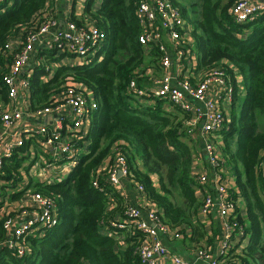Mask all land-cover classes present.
<instances>
[{
	"label": "trees",
	"instance_id": "trees-1",
	"mask_svg": "<svg viewBox=\"0 0 264 264\" xmlns=\"http://www.w3.org/2000/svg\"><path fill=\"white\" fill-rule=\"evenodd\" d=\"M140 1L88 0L82 17L75 15L74 6L69 19L81 26L87 18L106 33L102 60L58 65L72 56L55 49L40 53L42 59L29 84L33 109L49 105L52 96L65 90L68 77L92 92L99 109L92 120L88 152L65 181H40L31 164L23 166L27 146L4 161L0 171V264H143L139 248L145 234L132 226L111 225L124 219L128 199L103 174L99 185L93 184L98 169L113 157L117 143L122 145L131 178L143 185L148 202L162 212V220L179 229V239L189 238L196 248L212 243L198 216L202 200L193 161L201 147L193 146L188 132L191 113L167 99L139 97L128 90L132 80L142 87L149 80L147 70L159 71L162 58L159 49L146 53L139 42L141 26L136 12ZM172 1L192 25L198 69L222 66L235 85L229 127L218 132L223 141L219 150L222 165L238 187L237 192L230 190V198L245 204L247 216L237 207L244 245L237 242L226 263L264 264V11L251 21L238 23L231 13L238 0H196L191 4L200 6V16L190 20L179 2ZM54 5L55 0L0 1V132L1 114L9 103L4 77L13 59L5 54L4 46L15 36L25 38L36 31L44 21L43 14ZM53 65V76L44 81ZM238 75L243 78L242 91ZM35 191L54 199L57 225L27 233L22 240L27 251L20 256L5 245L9 232L4 223L13 213L2 215L1 209L6 201L12 203Z\"/></svg>",
	"mask_w": 264,
	"mask_h": 264
},
{
	"label": "built area",
	"instance_id": "built-area-1",
	"mask_svg": "<svg viewBox=\"0 0 264 264\" xmlns=\"http://www.w3.org/2000/svg\"><path fill=\"white\" fill-rule=\"evenodd\" d=\"M69 1L72 11L75 6V15L82 17L88 0ZM263 11L264 0H238L231 8L238 23L251 21ZM57 14L54 5V9L50 8L43 14L44 21L36 31L29 32L25 38L15 36L4 46L5 54L11 55L13 59L4 77L9 103L1 114L0 132V171L6 159L27 146L23 155L32 159H26L23 166L25 163L31 164L34 175L40 181L54 184L65 181L80 163L83 150L89 144L92 120L99 109V102L89 89L81 88L80 84L68 77L65 90L52 96L49 105L33 109L29 84L35 65L42 59L40 53L52 49L72 56L63 59L58 65L89 64L95 59L104 58L106 45V33L87 18L78 26L69 19L70 16L61 23ZM136 14L141 26L138 37L140 44L146 53L159 49L162 58L158 63L159 71L151 67L147 70L149 80L142 87L132 80L128 90L139 97L167 99L182 111L191 113L187 126L192 135L195 126L200 125L204 153L200 152L196 160L198 163L205 156L209 164L199 169L198 173L194 170L199 183L197 191H205L200 212L209 214L215 206L214 196L209 193L213 182L220 216L231 231L222 238L218 256L209 258V262L225 264L228 261L226 256L237 244L236 239L233 240L232 231H238L244 236V227L236 213L237 204L230 198L228 183L220 173L223 165L218 132L227 129L231 121L234 82L222 66L207 71L198 69L199 58L192 49V25L172 0H141ZM33 59L36 60L35 65L31 64ZM50 67L48 70L51 73L43 78L44 81L53 76L56 66ZM238 78L239 75L237 81ZM113 149V157H108L107 165L98 169V177L93 184L98 186L99 175L103 174L112 187L122 194L124 179L133 183L141 196L138 204L129 202L126 205L123 220L112 222L111 225L118 228L132 226L145 234L139 248L143 264H196L172 252L164 243V238H181L179 229L170 227L162 220V212L155 204L148 202L143 185L131 178L122 145L117 143ZM209 172L214 173L213 180ZM57 210L51 196L37 191L26 193L20 209H14L13 216L4 223L9 232L5 245L23 256L27 251L22 241L24 236L34 228L57 225ZM208 253L209 250L204 246L197 248L199 259L210 257ZM226 264L240 263L231 261Z\"/></svg>",
	"mask_w": 264,
	"mask_h": 264
},
{
	"label": "crops",
	"instance_id": "crops-1",
	"mask_svg": "<svg viewBox=\"0 0 264 264\" xmlns=\"http://www.w3.org/2000/svg\"><path fill=\"white\" fill-rule=\"evenodd\" d=\"M55 6L57 7V10L59 12L58 17H59L60 22L64 23L65 21H67V18L70 16V14L72 12L70 1L69 0H58L55 3ZM238 79H239V81H241L240 84L242 87L240 88V90L242 91V90H244V87L242 84L243 78H242V76L239 75ZM13 131H14V129H12V132ZM200 147H201V151H202L203 150V142H201L199 144V148ZM201 153L203 154V152H201ZM207 161H208V159L204 156V158L201 159L197 163L198 169L208 167L209 164L207 163ZM209 173H210V179L212 178V180H213L214 173L213 172H209ZM220 173L222 175V178L227 181L229 190L237 192L238 187L236 185V181L233 178V176L229 173L228 169L223 166L220 170ZM121 190H122V195L125 198H127L130 203L138 204V202H140L139 198H140L141 194L138 192V190L135 188V186H133L130 182L123 179ZM210 191L211 192H209V193L214 196L215 206L210 211L207 218H203V216L201 215V212L198 215V216H200L202 223L205 225V227L208 231V236L210 235L212 237V243L206 242L205 244H203V246L205 248H207V250H209L208 254L210 257L204 256V257L199 259L197 257V248L195 247L196 246L195 242H193V244L191 245L192 242L187 237L185 239L183 238L182 240L181 239H178V240H170L169 239L168 240L166 238L163 239L164 243L169 247V249L172 252H176L177 254L182 255L186 260H189L190 262H195L196 264H210L209 258H216L218 256L217 253L219 251V246H220V243L222 241V238L224 237V235L227 232L231 231V229H229L225 225L224 220L220 216V212L218 209L219 201H218L217 196L214 192L213 182H212V189L210 188ZM198 193H199V198L203 201V197L205 196V191L202 190L201 192H198ZM202 201H201V204H202ZM236 204H237V207L241 206L240 205L241 203H239V201H237ZM241 209H242L241 214L243 213V217L246 218L247 215H246L245 204L241 206ZM188 232H189L188 237H191V234H192L191 229H188ZM232 234H234L236 242H239L241 240V244L244 245L243 239H242L243 235H241L240 233L235 234L234 231H232ZM244 243H245V241H244Z\"/></svg>",
	"mask_w": 264,
	"mask_h": 264
},
{
	"label": "rangeland",
	"instance_id": "rangeland-1",
	"mask_svg": "<svg viewBox=\"0 0 264 264\" xmlns=\"http://www.w3.org/2000/svg\"><path fill=\"white\" fill-rule=\"evenodd\" d=\"M178 2H179V5H180V7L181 8H184L186 11H187V17L190 19V20H194L195 18H198L199 16H200V6L199 5H192L191 3H197V1L196 0H177ZM57 2V1H56ZM55 2V3H56ZM51 9H54V6L53 7H51ZM55 12H56V10H55ZM58 14H59V12H58ZM57 14V15H58ZM56 15V16H57ZM31 64L32 65H35L36 64V60L35 59H33L32 61H31ZM55 68L56 67H54V70H55ZM44 78V77H43ZM236 110L237 111H239V102H237V104H236ZM190 138H191V140H192V142H193V146L194 147H198L199 146V144L201 143V142H203V136L201 135V132H200V125L198 124V125H196L195 126V130H194V134L192 135V133L190 134ZM190 145H191V142L189 143ZM221 145H223V141L220 139V141H219V146H221ZM83 152L85 153V152H88V149H84L83 150ZM201 152H203L204 153V142H203V150L201 151ZM32 159V158H31ZM30 158H29V156H28V158H27V160H31ZM193 163H194V170H195V172H199V169H198V167H197V160L195 161H193ZM75 169V168H74ZM73 169V170H74ZM73 172V171H72ZM71 172V173H72ZM123 196V195H122ZM23 197H24V195H20L18 198H16V200L15 201H13L12 203H11V201H6L5 202V204L3 205V207H2V209H1V212H2V215H4L5 213H11L14 209L15 210H18V209H20V204H21V202L23 201ZM9 200V199H8ZM204 201V200H203ZM201 215L203 216V218H207V216H208V213L207 214H202V212H201ZM176 240V239H175Z\"/></svg>",
	"mask_w": 264,
	"mask_h": 264
}]
</instances>
